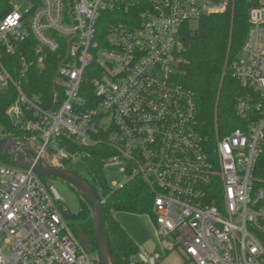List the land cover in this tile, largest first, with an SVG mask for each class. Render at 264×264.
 I'll return each mask as SVG.
<instances>
[{
	"label": "built area",
	"instance_id": "obj_1",
	"mask_svg": "<svg viewBox=\"0 0 264 264\" xmlns=\"http://www.w3.org/2000/svg\"><path fill=\"white\" fill-rule=\"evenodd\" d=\"M10 1L0 14V92L13 99L0 139L30 162L61 167L84 162L77 148L105 144L103 168L123 166L115 188L137 177L150 190L165 252L193 264H264V0L249 7L231 66L244 89L234 102L240 125L209 151L194 93L180 81L182 32L234 0H22L23 12ZM53 54L44 106L23 83ZM66 209L32 167L0 162V264H95ZM137 254L143 264L159 257Z\"/></svg>",
	"mask_w": 264,
	"mask_h": 264
},
{
	"label": "trees",
	"instance_id": "obj_2",
	"mask_svg": "<svg viewBox=\"0 0 264 264\" xmlns=\"http://www.w3.org/2000/svg\"><path fill=\"white\" fill-rule=\"evenodd\" d=\"M9 0H0V14L9 11ZM254 0H234L233 6L225 12L201 18L193 28L182 32L183 49L180 81L192 90L196 101L197 130L203 137L208 151L214 146L217 134L224 136L240 125L234 112V102L244 89L232 77L231 66L238 58L245 38L248 22L247 11ZM112 20V13L100 16V27L106 30ZM55 54L48 58L42 69L31 67L26 91L37 93L44 106H48L53 91ZM0 92V120L6 123L4 109L12 101V91ZM84 151V164L92 178V186L102 201L104 224L114 264H143L133 260L138 248L133 239L111 215L113 210H125L151 215L152 194L146 184L137 177L128 180L122 187L111 188L104 173L102 159L112 151L105 144ZM0 161L10 163L9 155H0ZM71 168V165H64ZM44 181L45 177L41 176ZM81 194V193H80ZM82 200L76 212H64L71 230L79 240L94 250L93 207L89 199L81 194ZM75 221V222H73ZM168 252L165 253L167 255ZM187 261V260H186ZM186 264V262H184Z\"/></svg>",
	"mask_w": 264,
	"mask_h": 264
},
{
	"label": "rangeland",
	"instance_id": "obj_3",
	"mask_svg": "<svg viewBox=\"0 0 264 264\" xmlns=\"http://www.w3.org/2000/svg\"><path fill=\"white\" fill-rule=\"evenodd\" d=\"M10 3L11 6L17 7L20 12L28 8V3L22 0H11ZM191 26H195V23H192ZM70 165V169L92 184V178L83 162L76 160ZM122 167L123 166L120 164H110L104 167V173L111 188H115L121 182L124 175V172L121 170ZM44 182L52 184L56 188L63 199V206L67 208L66 212L78 211L79 203L82 200L80 192L73 189L68 183L58 177H45ZM111 215L133 239L137 248L143 249L145 255L157 254L159 256L156 259V264H184V262H186V264H193L191 261H186L177 250L168 252V254L165 255L166 252L162 248L159 238L155 233L152 219L147 213L113 210L111 211ZM91 251L95 255V249ZM133 260L139 261L138 254L133 255Z\"/></svg>",
	"mask_w": 264,
	"mask_h": 264
},
{
	"label": "water",
	"instance_id": "obj_4",
	"mask_svg": "<svg viewBox=\"0 0 264 264\" xmlns=\"http://www.w3.org/2000/svg\"><path fill=\"white\" fill-rule=\"evenodd\" d=\"M14 141L11 139H0V154H7L10 162L21 168H30L43 177H58L68 183L73 189L86 196L93 207V239L95 249V264H114L111 257L108 237L106 234L102 201L94 187L82 176L72 169L53 166L45 159L40 158L39 162H30L23 158L21 154H16L12 150Z\"/></svg>",
	"mask_w": 264,
	"mask_h": 264
}]
</instances>
